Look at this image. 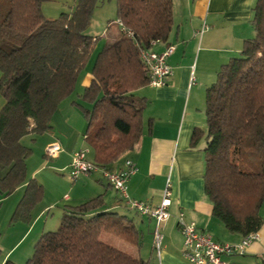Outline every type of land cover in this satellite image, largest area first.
<instances>
[{
	"label": "trees",
	"instance_id": "obj_1",
	"mask_svg": "<svg viewBox=\"0 0 264 264\" xmlns=\"http://www.w3.org/2000/svg\"><path fill=\"white\" fill-rule=\"evenodd\" d=\"M46 0H5L0 13V192L8 196L26 184L11 221H29L43 189L26 175L31 149L20 142L50 129L59 101L69 96L98 38L85 33L99 0H75L56 18L42 14ZM120 31L95 53L92 79L73 101L86 120L84 140L97 165L114 163L142 134L145 99L134 91L148 84L139 47L166 42L173 26L171 0H115ZM252 6V38L242 41L205 90L206 130L195 128L191 145L204 144V192L212 213L230 232H257L264 201V0ZM41 11V12H40ZM137 43V45L135 44ZM257 160L254 168L252 162ZM253 167V168H252ZM99 194L65 205L57 228L43 231L24 264H149L101 240L102 232L139 245L140 233L125 216L100 210ZM1 255V250H0ZM2 264H15L6 259Z\"/></svg>",
	"mask_w": 264,
	"mask_h": 264
},
{
	"label": "crops",
	"instance_id": "obj_2",
	"mask_svg": "<svg viewBox=\"0 0 264 264\" xmlns=\"http://www.w3.org/2000/svg\"><path fill=\"white\" fill-rule=\"evenodd\" d=\"M171 1L173 26L168 39L166 42H156L152 48L162 51L167 44L175 46L172 54L167 57L172 67V75L164 86L151 87L146 84L145 88L134 91L136 96L145 99L142 110V134L134 148L124 152L114 163L107 165L108 168L119 169L123 167L122 163L126 159L134 161L138 170L128 179L126 189L130 197L146 201L152 206L160 203L163 187L169 181L171 185L169 216L158 226L162 234L160 251H156L152 241L154 219L139 215L123 203L112 187L101 178L99 171L80 175V178L71 181V184H74L71 189L73 194L71 196L63 194L64 200H72L69 205H76L77 202L82 203L102 194L100 210L125 216L139 231L141 240L139 245H136L118 238L133 245L131 250L148 260L149 264H188L181 252L183 236L177 227L179 212L183 213L186 222L194 223L199 229L209 232L212 238L219 242L238 243L243 238L241 233L227 230L211 212L212 204L207 199L203 187L204 140L202 138L192 146L191 134L195 128L206 130L204 94L206 88L215 80L218 68L230 57L239 54L242 41L252 38L255 34L251 22L255 0ZM118 29H111L105 34L106 38L111 40L118 38L120 36ZM97 50L98 48L94 49L92 56L95 57ZM90 60L78 74L75 85L79 88L76 92L78 96L92 79L90 73L93 61ZM142 90L143 92L139 93ZM64 100L52 114L50 129L45 132L46 140L41 153L44 162L31 170V176L36 175L49 159L44 151L45 146L52 141H59L61 145L62 151L52 163L62 170L69 168L73 151L89 148L84 140L85 120L73 104ZM27 136L22 137L20 142L22 143ZM91 151L89 148L87 156L93 160ZM24 186L25 184L16 188L15 192ZM59 199L57 196L50 200L49 205H36L30 213L31 220L28 224L17 222L15 227H12L11 233L7 235L10 242L6 246L0 242V264L8 258L15 264L25 261L22 257L29 251L33 252V244L45 231L48 219L40 218L52 205H57ZM258 210L263 222L257 231V239L253 240L242 254L223 255L225 264H264L261 262L264 257V201ZM25 236V240L30 238L28 244L24 249L16 251ZM116 247L119 248L120 244Z\"/></svg>",
	"mask_w": 264,
	"mask_h": 264
},
{
	"label": "built area",
	"instance_id": "obj_3",
	"mask_svg": "<svg viewBox=\"0 0 264 264\" xmlns=\"http://www.w3.org/2000/svg\"><path fill=\"white\" fill-rule=\"evenodd\" d=\"M119 30L126 36L133 38L132 32L127 29L119 20L116 21ZM137 45V43H135ZM175 46L171 44L165 45L162 51H156L153 48L139 47V59L147 69L148 84L151 87H160L166 85L168 78L172 75V67L167 61L174 51ZM62 151L59 141H52L45 146V155L49 159L58 157ZM89 148H82L72 152L67 179L75 181L80 175H88L92 172L99 171L101 178L112 187L119 195L121 200L139 215H146L154 219L155 229L153 231L154 248L160 251L162 243V234L159 231V225L169 216L168 206L171 200V185L169 181L163 190V195L158 205L152 206L150 203L130 197L128 194L127 182L131 175L138 170L134 161L126 159L123 167L119 169H111L107 166L97 165L88 158ZM66 197V196H65ZM177 227L183 236L182 256L188 264H225L222 259L223 255L233 253L242 254L245 248L257 239L258 232H253L242 236L238 243H224L212 238V235L202 229H199L194 223L185 221L183 213L177 216ZM264 263V257L262 261Z\"/></svg>",
	"mask_w": 264,
	"mask_h": 264
},
{
	"label": "rangeland",
	"instance_id": "obj_4",
	"mask_svg": "<svg viewBox=\"0 0 264 264\" xmlns=\"http://www.w3.org/2000/svg\"><path fill=\"white\" fill-rule=\"evenodd\" d=\"M4 1L5 0H0V13H3L5 11ZM74 4H75V0H46L41 4V11L42 14L47 18H56L60 15L61 12L71 11V9H73ZM115 8H116L115 0H99L95 8H93L94 10L91 16V20L89 22L88 27L85 30V33L92 36H96L98 38L97 41L98 47L95 48L99 49V47L102 45L104 39L106 38L105 34L109 33L111 29L119 28L116 22L117 18H116ZM118 31L120 33L119 29ZM93 58L94 56H92L90 60L91 62L93 61ZM146 86L147 85L141 88L143 89ZM77 87H75L74 91L69 96L63 98L62 100L66 99L64 101L74 105L73 101H78L80 97L76 93L78 92L79 89ZM142 92L143 90L139 93ZM3 99L4 98L2 96V92L0 91V104L2 103ZM62 100H60L59 102H61ZM74 106L77 108L76 105ZM81 116L85 120L82 114ZM85 124H86V120H85ZM45 137H46L45 133L40 135L30 134L26 138H24V140H22V144L24 145L26 144V146H28L31 149V154H29L28 158L25 160V164H26L25 168L27 175L26 180L34 179L37 183L39 182L42 184L41 186L43 189L42 192L43 195L41 199L36 203V205L38 204H40V206L43 204L49 205L50 200L56 198L57 196L60 197L58 204L52 205V207L49 208L48 211L43 213L44 215L42 216V218H40L42 220L48 219L44 228L45 231L48 230L50 231V230H55L57 228L60 219L59 217L61 216L60 211L64 209L65 205L71 204L72 200L70 201L64 200L63 194L67 193L71 196L73 194V192H71V189L74 184H71L72 182L69 179H67L68 169L65 170L58 169V167H56L52 163L53 159L46 160V162L42 166V169L36 175L31 176L30 173L31 170L37 168L36 166H39V164L44 160V157L41 153H42L44 140H46ZM251 164L255 168L258 165L257 160L254 159V161ZM6 170H7L6 168L0 166V177L5 175ZM25 186L20 190H17V192L14 191L10 193L8 196H4L0 192V242H3L4 246H6L10 242V240H7V235L8 233H11L12 227H15V224L17 222L18 223L23 222L28 224L31 220L30 219L31 217L29 218V221L10 220L12 213L15 209V206L23 196L22 193L25 190ZM75 204H78V202ZM36 205H34V207ZM34 207L31 209L30 213H32ZM100 237L101 240H105L106 242H109L114 246H118L120 244L119 248L121 250H124L125 252L133 256H137V254H135L136 252L134 250H131L133 245H129L126 242H123V240H120L117 236L114 237V235L112 234L102 232ZM25 238L26 236L20 241V245H18L19 248L16 251L24 249L26 244H28L30 238H27L26 240ZM32 253H33L32 251H29L27 255L23 256L22 259L25 261L21 262L20 264H24L28 259V257L32 255Z\"/></svg>",
	"mask_w": 264,
	"mask_h": 264
}]
</instances>
